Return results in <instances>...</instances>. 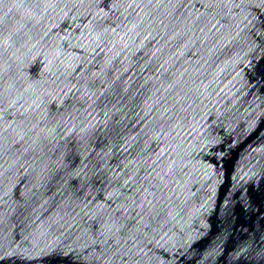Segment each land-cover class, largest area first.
I'll use <instances>...</instances> for the list:
<instances>
[{
	"label": "water",
	"instance_id": "obj_1",
	"mask_svg": "<svg viewBox=\"0 0 264 264\" xmlns=\"http://www.w3.org/2000/svg\"><path fill=\"white\" fill-rule=\"evenodd\" d=\"M0 264H264V0H0Z\"/></svg>",
	"mask_w": 264,
	"mask_h": 264
}]
</instances>
